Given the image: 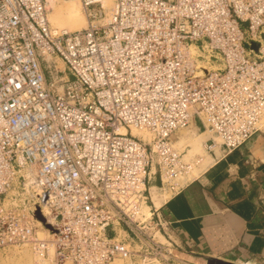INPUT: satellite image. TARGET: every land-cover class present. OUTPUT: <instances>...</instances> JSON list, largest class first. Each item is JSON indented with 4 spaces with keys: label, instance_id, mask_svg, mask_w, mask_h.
I'll use <instances>...</instances> for the list:
<instances>
[{
    "label": "built area",
    "instance_id": "1",
    "mask_svg": "<svg viewBox=\"0 0 264 264\" xmlns=\"http://www.w3.org/2000/svg\"><path fill=\"white\" fill-rule=\"evenodd\" d=\"M79 1L87 25L70 30L52 0H0V250L173 264L165 222L143 211L151 167L168 194L189 182L201 157L172 135L195 116L209 150L262 129L264 0Z\"/></svg>",
    "mask_w": 264,
    "mask_h": 264
},
{
    "label": "crops",
    "instance_id": "2",
    "mask_svg": "<svg viewBox=\"0 0 264 264\" xmlns=\"http://www.w3.org/2000/svg\"><path fill=\"white\" fill-rule=\"evenodd\" d=\"M191 125L206 147L210 134L202 122L195 116ZM150 176L148 206L165 222L161 240L172 241L173 264L211 258L264 264V126L231 152L220 144L206 147L193 177L176 193L162 191L157 164ZM119 233L123 240L132 237L125 229Z\"/></svg>",
    "mask_w": 264,
    "mask_h": 264
},
{
    "label": "rangeland",
    "instance_id": "3",
    "mask_svg": "<svg viewBox=\"0 0 264 264\" xmlns=\"http://www.w3.org/2000/svg\"><path fill=\"white\" fill-rule=\"evenodd\" d=\"M71 1L73 0H57L55 2V6H67L68 2L71 3ZM81 6L82 3L80 2ZM81 11L85 14L83 6L81 7ZM71 30V29H70ZM57 65L59 68H64V63L62 62V60L55 58ZM140 131V137H143V134H147L148 138L145 140H150V135L147 132H144L142 130ZM199 135L196 131H194L192 125L186 127V128H181L179 130H177L173 135H172V142L174 144V146L179 150V151H183L186 152L187 150V145L189 146L188 148H191V143L192 140ZM203 138V136H201ZM152 138V136H151ZM203 146V145H202ZM188 149V150H189ZM204 151H202V149H195V151L193 152V150L191 151H187L186 153V157L187 158H194L195 156H200L201 158H203V156L205 155V149L206 147L203 146ZM156 161V157L153 158V162ZM196 167V166H195ZM195 167L193 169V172L195 170ZM143 211L145 213H149L150 212V208L149 206H144ZM121 231V230H120ZM42 235H44L43 233H41ZM118 238L120 239V235L118 236ZM162 239V237H161ZM129 264V261H126ZM125 260H116L115 264H126ZM0 264H38L35 260L34 254L32 253V251L30 250L29 247L27 246H10V247H6L4 249L0 250ZM193 264V263H192Z\"/></svg>",
    "mask_w": 264,
    "mask_h": 264
},
{
    "label": "bare ground",
    "instance_id": "4",
    "mask_svg": "<svg viewBox=\"0 0 264 264\" xmlns=\"http://www.w3.org/2000/svg\"><path fill=\"white\" fill-rule=\"evenodd\" d=\"M56 1L57 0H52L49 9V19L53 25L64 29H79L87 25V18L86 15L81 11L82 6L79 0H73L71 1V3L68 2V5L66 7L62 5L56 7L54 5ZM105 2L106 4L111 5L113 0H105ZM121 131L125 132L126 129L122 128ZM142 131L147 132L150 135V140H151V134L148 131L145 130ZM132 133L137 136L141 134L140 131L135 128H133ZM142 138L147 139L148 135L145 133L143 134ZM201 142H202L201 135H197L192 140L191 148L189 149V151L193 149H194L193 152L195 151V149H202V151H204Z\"/></svg>",
    "mask_w": 264,
    "mask_h": 264
},
{
    "label": "water",
    "instance_id": "5",
    "mask_svg": "<svg viewBox=\"0 0 264 264\" xmlns=\"http://www.w3.org/2000/svg\"><path fill=\"white\" fill-rule=\"evenodd\" d=\"M253 48L257 49L258 48V44L253 42L252 45H251ZM36 218L40 221H42L45 226L49 229H52V226L46 222V219L45 217L42 215L39 207H37V210H36ZM208 264H239V263H236V262H232V261H227V260H223V259H218V258H211L208 260Z\"/></svg>",
    "mask_w": 264,
    "mask_h": 264
}]
</instances>
